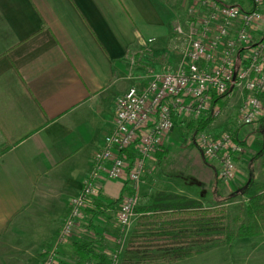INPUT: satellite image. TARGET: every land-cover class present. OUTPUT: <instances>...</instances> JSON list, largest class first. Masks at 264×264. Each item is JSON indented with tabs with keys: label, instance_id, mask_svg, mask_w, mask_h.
<instances>
[{
	"label": "crops",
	"instance_id": "crops-1",
	"mask_svg": "<svg viewBox=\"0 0 264 264\" xmlns=\"http://www.w3.org/2000/svg\"><path fill=\"white\" fill-rule=\"evenodd\" d=\"M186 19L185 0H0V264H41V246L54 238L112 127L116 98L143 83L142 50L153 48L159 64ZM173 43L169 59L178 62L182 42ZM255 126L261 138L264 118ZM125 192L121 180L100 182L99 212L83 219L96 229H73L59 260L71 263V244L84 234L99 231L104 250L114 234L126 236L120 200L113 204ZM47 213L54 217L42 235ZM246 247L259 260L252 264H263L264 230Z\"/></svg>",
	"mask_w": 264,
	"mask_h": 264
},
{
	"label": "built area",
	"instance_id": "built-area-1",
	"mask_svg": "<svg viewBox=\"0 0 264 264\" xmlns=\"http://www.w3.org/2000/svg\"><path fill=\"white\" fill-rule=\"evenodd\" d=\"M187 19L174 26L181 39V58L175 66L147 68L140 86L116 98L114 121L90 163L79 192L71 198L52 240L42 250V264H59L58 251L85 210L95 208L102 180H121L117 222L125 233L138 216L140 190L149 160L162 150L177 120L221 116L214 97L228 101L239 93L232 130L213 135L203 130L194 142L207 160L219 164L218 179L236 172L235 157L243 151L236 128L264 118V0H185ZM149 42L152 39L148 40ZM239 96V95H238ZM125 235L114 234L105 250L118 264Z\"/></svg>",
	"mask_w": 264,
	"mask_h": 264
},
{
	"label": "rangeland",
	"instance_id": "rangeland-1",
	"mask_svg": "<svg viewBox=\"0 0 264 264\" xmlns=\"http://www.w3.org/2000/svg\"><path fill=\"white\" fill-rule=\"evenodd\" d=\"M174 38L176 44L181 43V39H177L172 34L171 38L167 40V44H170L168 52L160 58L159 64L154 63L153 48L142 50L146 54V57L143 58L146 62L139 65V74H143L150 67L175 66L178 64L177 61H170L169 59L173 55L171 43L174 42ZM175 53L181 54L178 51ZM224 100L226 101L225 98L221 101L224 102ZM240 103L241 96L235 92L226 101L221 116L214 119L205 131L213 135H219L232 130L234 113ZM256 123L236 128L235 134L241 140L243 153L241 152L239 156L235 157L236 172L226 182L218 179V162L205 159L198 151L194 142L197 133L186 131L176 124L173 132L169 134L171 141L166 144L167 137L162 146L164 151L160 156L155 154L148 162L147 170L141 181L139 206L149 204L156 192L164 190L196 198L206 207L224 206L231 215H238L242 222L247 223L248 216L245 209L247 199L259 192L264 194V127L260 128L263 133L261 134L262 137L259 138L260 132L255 126ZM52 213L55 214L56 212L52 210ZM54 214L47 213L41 217L39 224L36 223L39 230L37 233L41 234L42 232L43 235L49 232L51 228L49 221L54 217ZM37 219L39 218H35V220ZM42 220H45V222L40 225ZM134 223L127 229L124 239L125 244ZM254 237L236 239L228 246L213 247L193 257L165 264H252L258 258L251 257L250 250L246 245L250 247ZM46 245L43 244L38 253H41V264L42 250ZM67 259L71 260L69 264L75 261V258L73 259L70 256H67ZM66 261L61 260V264H67Z\"/></svg>",
	"mask_w": 264,
	"mask_h": 264
},
{
	"label": "trees",
	"instance_id": "trees-1",
	"mask_svg": "<svg viewBox=\"0 0 264 264\" xmlns=\"http://www.w3.org/2000/svg\"><path fill=\"white\" fill-rule=\"evenodd\" d=\"M264 97V93L262 94ZM223 96L213 98L224 107ZM213 119L205 116L177 120L176 124L194 134L205 130ZM193 138V137H192ZM162 149L156 152L160 156ZM120 199L114 200L113 204ZM248 222L231 215L224 206L205 207L194 198L169 191H158L147 205L138 206V217L131 229L118 264H165L184 260L213 247L228 246L236 239L262 233L264 225V194L251 195L245 203ZM98 208L86 209L91 217ZM83 223V224H82ZM81 226L96 229L91 219L82 220ZM100 235L99 231L94 233ZM82 235L72 242V264H110L103 245ZM59 252V251H58ZM59 260V264H61Z\"/></svg>",
	"mask_w": 264,
	"mask_h": 264
}]
</instances>
